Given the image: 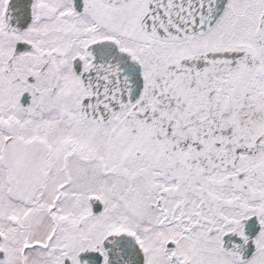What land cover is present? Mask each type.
Segmentation results:
<instances>
[{"label":"snow or ice","instance_id":"6c2138e0","mask_svg":"<svg viewBox=\"0 0 264 264\" xmlns=\"http://www.w3.org/2000/svg\"><path fill=\"white\" fill-rule=\"evenodd\" d=\"M0 264H264V0H0Z\"/></svg>","mask_w":264,"mask_h":264}]
</instances>
